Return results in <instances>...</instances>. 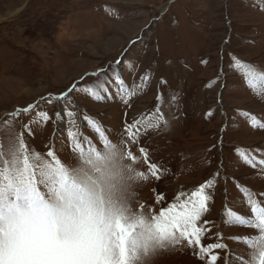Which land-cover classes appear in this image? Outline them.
I'll return each mask as SVG.
<instances>
[{
    "label": "rangeland",
    "instance_id": "1",
    "mask_svg": "<svg viewBox=\"0 0 264 264\" xmlns=\"http://www.w3.org/2000/svg\"><path fill=\"white\" fill-rule=\"evenodd\" d=\"M233 56L264 72V0H0V142L20 132L30 149L45 156L53 150L74 167L77 140L85 151L90 143L103 151L84 117L95 120L108 140L136 157L125 162L148 176L134 183L136 210L143 204L158 212L219 172L207 190L211 200L203 220L231 249L230 256L217 250L219 264H226L225 257L240 264L251 259L252 249L232 238H255L258 231L227 223L223 213L227 201L228 211L250 218L247 193L264 199V127L258 126L264 123V93L248 86ZM117 74L125 82L120 88ZM90 90L105 98L96 100ZM66 92L63 102L43 99ZM158 97L167 128L147 130L131 144L125 124L146 122ZM34 104L27 115L10 116ZM40 111L50 119L33 123ZM140 147L148 150V163L154 156L167 169L159 180ZM158 264L201 262L184 249L161 254Z\"/></svg>",
    "mask_w": 264,
    "mask_h": 264
},
{
    "label": "snow or ice",
    "instance_id": "2",
    "mask_svg": "<svg viewBox=\"0 0 264 264\" xmlns=\"http://www.w3.org/2000/svg\"><path fill=\"white\" fill-rule=\"evenodd\" d=\"M232 59L245 69L248 86L264 93V72L252 65H242L235 56ZM142 79L146 80L147 74ZM114 82L118 88L125 85L119 74ZM68 92L43 99L49 103L63 102L69 99ZM90 95L96 100L105 98L98 90H90ZM162 100L158 97L155 113L146 122L125 124L126 138L131 144H138L147 130L159 129L161 125L167 128L168 121L160 110ZM172 101L175 102L174 96ZM35 108V104L29 105L10 116L19 118ZM38 117L32 122L46 123L50 119L46 111H40ZM84 119L99 134L103 151L91 143L85 151L77 140L74 148L79 163L74 167L65 165L53 150L45 156L30 149L20 132H13L7 144L0 142V264H158L161 254L184 249L190 250L201 264H219L222 257L218 249L231 255L222 235L213 237L211 228L206 227L209 222L203 220L211 200L207 190L214 189L219 172L190 193L182 190L173 198L174 202L158 212L145 211L143 204L136 210L132 206L134 192L115 199L106 195V189H114L117 181L126 179L135 183L147 180L148 176L125 162L136 161L131 151H124L108 140L95 120ZM258 126L264 127V123ZM27 127L21 122V128ZM68 135L75 138L78 133ZM139 152L152 177L159 180L167 169L162 170L154 156L153 162L148 163L150 154L146 148L140 147ZM241 155L246 162L253 163L246 154ZM260 163L264 164V160ZM220 168L223 169L222 161ZM256 195L247 193L250 218L228 211L225 201L223 215L230 218L227 223L258 231L255 238H232L252 249L251 259H241L240 264H264V199H257ZM224 259L226 264H232L227 257Z\"/></svg>",
    "mask_w": 264,
    "mask_h": 264
},
{
    "label": "clouds",
    "instance_id": "3",
    "mask_svg": "<svg viewBox=\"0 0 264 264\" xmlns=\"http://www.w3.org/2000/svg\"><path fill=\"white\" fill-rule=\"evenodd\" d=\"M125 177L128 176L127 171L124 173ZM134 189V182H130L128 180H124L116 184L114 189L108 190L106 189V195H110L112 198L115 199H123L130 195Z\"/></svg>",
    "mask_w": 264,
    "mask_h": 264
}]
</instances>
